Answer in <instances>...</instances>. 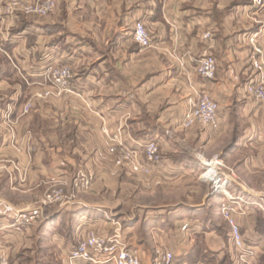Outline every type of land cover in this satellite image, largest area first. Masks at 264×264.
<instances>
[{"label":"crops","instance_id":"crops-1","mask_svg":"<svg viewBox=\"0 0 264 264\" xmlns=\"http://www.w3.org/2000/svg\"><path fill=\"white\" fill-rule=\"evenodd\" d=\"M56 1L49 15L37 17L7 13L6 0H0V57L4 60H0V256L31 247L42 228L45 238L49 235L64 247L59 257H53L56 261L46 264H65L70 242L60 236V230L68 221L51 217L74 207L49 211L32 228H12L18 210L37 206L44 182L56 175L72 181L84 170L96 175L94 195L103 185H115L119 167L108 147L109 137L118 130L126 144L151 132L161 139L177 133V140L190 141L193 149L221 143L235 110L244 117L250 115L246 122L256 120L255 99L243 90L256 77L248 37L257 34L264 48V8L253 9L250 0ZM138 20L150 31V47H142L133 38ZM205 56L217 62L213 79L197 71L198 61ZM58 64L72 68L75 92L37 97L44 90L54 91L43 73ZM202 91L219 104V133L182 126L191 101ZM27 102L31 104L28 113ZM7 124L13 125L12 131L6 130ZM245 132L239 135L247 139ZM81 200L86 206L79 208H101L97 202ZM80 227L113 231V223L85 214L69 227L74 246ZM254 240L259 257L264 253V236ZM226 241L216 236L203 249L180 243L173 264H225L227 253H232V244ZM143 264L149 262L143 260Z\"/></svg>","mask_w":264,"mask_h":264},{"label":"rangeland","instance_id":"rangeland-1","mask_svg":"<svg viewBox=\"0 0 264 264\" xmlns=\"http://www.w3.org/2000/svg\"><path fill=\"white\" fill-rule=\"evenodd\" d=\"M50 13L43 16L23 14L45 17ZM3 55L7 59L6 54ZM2 58L0 57V60L4 61ZM47 92L49 95L53 92L57 95L68 93H59L54 87V91L44 90L39 92L37 97L49 96ZM198 94L199 92L197 97ZM253 98L255 99L253 103L259 110L256 120L246 122L250 115L244 117L242 111L235 110L231 128L223 137L220 135L221 143L193 149L191 146L193 143L190 141L177 140V133L174 136L167 134L164 139L160 138L162 165L158 170H154L150 175H137L127 167H119L115 185H103L100 192L95 195L91 192L94 185L78 193L79 199L88 200L91 204L97 202L101 208H83L72 220L66 217L67 226L61 228L60 236L69 239L70 243L67 244L70 250L74 246L75 237H72L68 225H75L79 218L87 214L110 223L120 221L130 246L149 264H156V258L165 251L174 254L180 243H184L185 247L191 243L203 249L212 243L216 236L223 237L227 243L231 242L232 253H227L225 264H235L234 255L237 251L231 237V219L240 228L247 244H254L257 236H264V103ZM30 109L31 104L27 102L25 112L28 113ZM239 117L244 119L241 123L238 121ZM245 123H248V126H245ZM27 128L28 124L24 122L22 130L26 131ZM243 129L246 131L247 139L239 135ZM6 130L12 131L13 125L7 124ZM219 132L221 128L213 133ZM120 134L118 130L115 135ZM29 137V140H32V136ZM119 137L117 141H113L112 136L109 137L108 150L112 144H119L122 135ZM216 161L220 163L216 166L219 171L217 178L220 185L224 184L223 188L216 187L207 176H204L210 169L208 163ZM50 186L49 180L39 188L40 197L36 207H42L46 212L44 215L59 209L58 206L49 207L42 203ZM224 189L226 193L222 192ZM187 205H193L194 209ZM55 220L65 221L61 218ZM47 221L44 223H48ZM184 223L188 224L187 229H183ZM205 230L214 234L206 236ZM38 232L31 247L21 250L20 254L12 253L9 256L6 252L2 253L0 264H46L56 261L57 259L53 260V257H59L64 248L63 244L60 246L56 239L48 238L49 235L45 238L46 233L44 234L42 228ZM67 244L65 246H68ZM208 254L211 255V252ZM263 255L264 253H260L259 257L257 256L258 264L261 263L260 258Z\"/></svg>","mask_w":264,"mask_h":264},{"label":"built area","instance_id":"built-area-1","mask_svg":"<svg viewBox=\"0 0 264 264\" xmlns=\"http://www.w3.org/2000/svg\"><path fill=\"white\" fill-rule=\"evenodd\" d=\"M56 5V0H6V11L7 13L20 11L43 16L53 11ZM251 5L253 9H263L264 0H251ZM133 38L142 47L152 45L150 31L142 20L136 21ZM258 38L257 34L248 37L253 46L252 67L256 71V77L243 90L247 95L262 101L264 100V48ZM217 69V62L211 56L202 57L198 61L197 70L205 78H215ZM43 77L50 81L59 93H73L76 90L73 83L75 75L68 65H50L44 71ZM46 94L49 95L48 92ZM219 108L217 101L209 94L199 92L198 97L191 101L189 109L185 112L182 126L217 132L221 128ZM119 136L113 135L112 140L117 141ZM109 152L115 157L117 167H127L137 175H150L162 165L159 137L132 139L130 144L121 140L119 144H112ZM206 176L216 187L223 188L224 184L220 185L216 175L214 177L210 174ZM95 179V173L84 170H79L72 181H68L60 175L53 176L50 179L51 186L45 193L42 203L47 206H58L60 209L79 207L83 202L79 199L78 193L92 187ZM228 180L227 178L226 181ZM44 218V209L40 206L20 209L17 211L12 228L20 231L43 221ZM230 222L231 237L237 251L234 255L235 264H253L258 256L259 247L255 244H247L238 225L232 219ZM187 228L188 224L185 223L183 229ZM174 258L171 251H165L156 258L155 263L173 264ZM65 264H143V259L130 246L124 235L121 222L115 220L113 231L109 233L95 229L85 230L84 227H80L77 232L76 244L68 253Z\"/></svg>","mask_w":264,"mask_h":264},{"label":"trees","instance_id":"trees-1","mask_svg":"<svg viewBox=\"0 0 264 264\" xmlns=\"http://www.w3.org/2000/svg\"><path fill=\"white\" fill-rule=\"evenodd\" d=\"M154 137V133H145L143 134L142 136H140V138H143V139H148V138H152ZM83 208H79V207H75L74 209H72L70 212H64V211H60L58 212L54 217H52V221L57 219V218H66L68 217L70 220L73 219V217H76L77 215H79L81 213V210ZM51 219H49L48 221H50ZM71 224V223H70ZM47 225V223H44V226ZM69 227H72L73 225H68ZM68 227V228H69ZM70 229V228H69ZM228 256L226 257V260H227ZM224 261L225 263L227 261ZM260 264H264V255L262 256V259H261V263Z\"/></svg>","mask_w":264,"mask_h":264},{"label":"bare ground","instance_id":"bare-ground-1","mask_svg":"<svg viewBox=\"0 0 264 264\" xmlns=\"http://www.w3.org/2000/svg\"><path fill=\"white\" fill-rule=\"evenodd\" d=\"M217 163H213L212 165H210V169L206 172V174H204V176L206 175H211V176H215L216 175V178H217V175L219 173L218 169L216 168L217 164H220L218 161H216ZM212 171V172H211ZM223 193L225 192L226 193V190L224 189V191H222Z\"/></svg>","mask_w":264,"mask_h":264},{"label":"water","instance_id":"water-1","mask_svg":"<svg viewBox=\"0 0 264 264\" xmlns=\"http://www.w3.org/2000/svg\"><path fill=\"white\" fill-rule=\"evenodd\" d=\"M84 206H86V204L83 203V204L80 205L79 207H84ZM54 216H55V215H54ZM54 216H52V217H54ZM52 217H51V218H52Z\"/></svg>","mask_w":264,"mask_h":264}]
</instances>
